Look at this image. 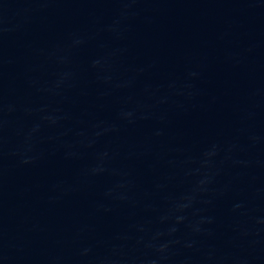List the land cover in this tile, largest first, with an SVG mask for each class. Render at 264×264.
<instances>
[{
	"label": "water",
	"instance_id": "95a60500",
	"mask_svg": "<svg viewBox=\"0 0 264 264\" xmlns=\"http://www.w3.org/2000/svg\"><path fill=\"white\" fill-rule=\"evenodd\" d=\"M0 264H264V0H0Z\"/></svg>",
	"mask_w": 264,
	"mask_h": 264
}]
</instances>
